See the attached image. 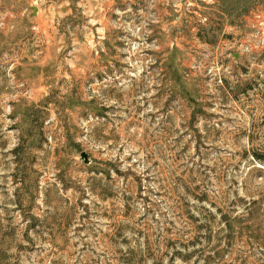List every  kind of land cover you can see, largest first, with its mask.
Here are the masks:
<instances>
[{
	"label": "rangeland",
	"instance_id": "obj_1",
	"mask_svg": "<svg viewBox=\"0 0 264 264\" xmlns=\"http://www.w3.org/2000/svg\"><path fill=\"white\" fill-rule=\"evenodd\" d=\"M0 264H264V0H0Z\"/></svg>",
	"mask_w": 264,
	"mask_h": 264
},
{
	"label": "water",
	"instance_id": "obj_2",
	"mask_svg": "<svg viewBox=\"0 0 264 264\" xmlns=\"http://www.w3.org/2000/svg\"><path fill=\"white\" fill-rule=\"evenodd\" d=\"M83 157H85V155H83Z\"/></svg>",
	"mask_w": 264,
	"mask_h": 264
}]
</instances>
